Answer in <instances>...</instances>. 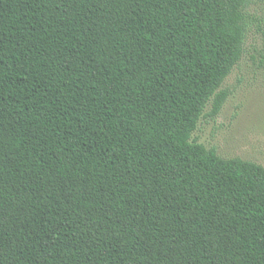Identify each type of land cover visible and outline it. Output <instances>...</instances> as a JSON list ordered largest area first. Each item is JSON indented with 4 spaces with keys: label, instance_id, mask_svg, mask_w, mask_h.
<instances>
[{
    "label": "trees",
    "instance_id": "16d2710c",
    "mask_svg": "<svg viewBox=\"0 0 264 264\" xmlns=\"http://www.w3.org/2000/svg\"><path fill=\"white\" fill-rule=\"evenodd\" d=\"M252 0H0V264H264V167L192 140Z\"/></svg>",
    "mask_w": 264,
    "mask_h": 264
},
{
    "label": "rangeland",
    "instance_id": "374dc122",
    "mask_svg": "<svg viewBox=\"0 0 264 264\" xmlns=\"http://www.w3.org/2000/svg\"><path fill=\"white\" fill-rule=\"evenodd\" d=\"M248 13L243 55L222 86L228 98L217 116L207 106L192 140L215 148L222 158L264 167V0H252Z\"/></svg>",
    "mask_w": 264,
    "mask_h": 264
}]
</instances>
